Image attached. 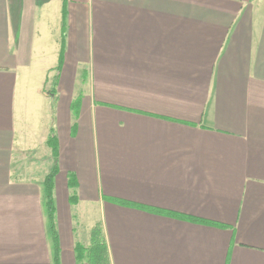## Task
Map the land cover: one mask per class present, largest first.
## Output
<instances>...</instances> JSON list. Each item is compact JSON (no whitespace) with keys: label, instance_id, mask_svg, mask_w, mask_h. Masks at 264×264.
Returning <instances> with one entry per match:
<instances>
[{"label":"crops","instance_id":"obj_1","mask_svg":"<svg viewBox=\"0 0 264 264\" xmlns=\"http://www.w3.org/2000/svg\"><path fill=\"white\" fill-rule=\"evenodd\" d=\"M50 133L59 264H264V0H0V264H54Z\"/></svg>","mask_w":264,"mask_h":264},{"label":"trees","instance_id":"obj_2","mask_svg":"<svg viewBox=\"0 0 264 264\" xmlns=\"http://www.w3.org/2000/svg\"><path fill=\"white\" fill-rule=\"evenodd\" d=\"M65 16H63L62 20V26H61V39H60V52H59V64L61 63V55L63 53V47H64V35H65ZM59 67V66H58ZM57 67V68H58ZM46 144L51 148L52 151V164L47 172V174L44 177L43 180V192H44V198H45V210H46V219L48 224V230L52 241V248H53V263L59 264V243H58V234L55 228V222H54V214H55V207H54V198H53V185H54V177L57 173V141L56 137L53 133H50V136L48 137ZM127 204V203H123ZM130 205V204H128ZM150 211H156L161 212L156 209H149ZM170 216L174 217H180L176 216V213L173 212H166ZM190 219H195L194 221H200L197 220V218L188 217ZM204 223L208 224H216L214 222H210L207 220H201ZM219 225V224H216ZM92 250V251H91ZM86 249L81 246L80 244H76V258L78 260H82L83 258L87 259L88 264H95L96 261L99 260V262H105V246L103 242H100L98 244H95L92 249H90L89 252L86 253Z\"/></svg>","mask_w":264,"mask_h":264},{"label":"rangeland","instance_id":"obj_3","mask_svg":"<svg viewBox=\"0 0 264 264\" xmlns=\"http://www.w3.org/2000/svg\"><path fill=\"white\" fill-rule=\"evenodd\" d=\"M51 162V161H50Z\"/></svg>","mask_w":264,"mask_h":264}]
</instances>
